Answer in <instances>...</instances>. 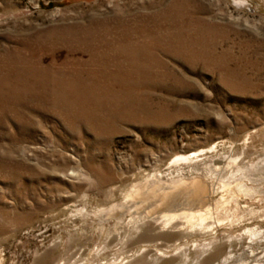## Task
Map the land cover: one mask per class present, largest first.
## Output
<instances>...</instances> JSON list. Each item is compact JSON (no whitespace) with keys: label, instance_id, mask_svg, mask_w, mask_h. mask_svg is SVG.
Returning <instances> with one entry per match:
<instances>
[{"label":"rangeland","instance_id":"rangeland-1","mask_svg":"<svg viewBox=\"0 0 264 264\" xmlns=\"http://www.w3.org/2000/svg\"><path fill=\"white\" fill-rule=\"evenodd\" d=\"M0 264H264V0H0Z\"/></svg>","mask_w":264,"mask_h":264},{"label":"bare ground","instance_id":"bare-ground-1","mask_svg":"<svg viewBox=\"0 0 264 264\" xmlns=\"http://www.w3.org/2000/svg\"><path fill=\"white\" fill-rule=\"evenodd\" d=\"M238 161H239L238 157L237 158L228 157L227 169L233 170L234 168H237L236 173H232L230 178H228L225 181H222L220 187V190L224 193V196L222 197L221 200L222 203H224V206L227 207L229 205L230 206L233 205V208L230 209V213H228V218H232V219L235 218V214L237 213V211L240 210L239 200H241L243 197L253 198L259 195V193H261L260 189L254 187V184L256 182H259V179L253 178L252 176H247L246 173H244L242 169L239 168ZM190 162H192V158L178 156L176 160L173 161V164L177 165L181 163H190ZM255 186H259V185H255ZM206 191H207V186L205 185V183H203L198 179L187 180L185 178L178 177L163 182L159 178L154 179L153 177V180L146 182L138 190V192L130 198L131 199L139 198L141 199V201H143L148 197L149 198L157 197L164 206L168 207L173 205L172 198H174L175 195L184 196V198H186L188 202H192L196 197H200L201 195L205 194ZM108 212L101 211L99 212V214L104 215L105 213ZM111 215H115V214L112 213L110 214V216ZM211 219H214L215 222L220 223V219L218 217L213 218L212 214L209 212L198 215L194 213L166 214L161 217H158V219L156 220L157 222H159L163 230L172 229L179 231L185 229L187 231L188 230L193 231L196 229V227H198L200 230L211 228V226H214L216 224L215 222L210 223ZM178 222H181L180 225L183 226V229L178 228V224H177Z\"/></svg>","mask_w":264,"mask_h":264}]
</instances>
